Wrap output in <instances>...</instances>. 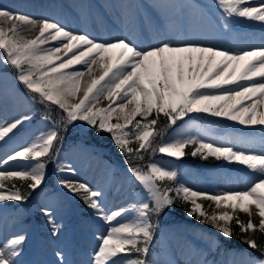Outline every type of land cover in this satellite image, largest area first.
Wrapping results in <instances>:
<instances>
[{"label":"snow or ice","instance_id":"obj_1","mask_svg":"<svg viewBox=\"0 0 264 264\" xmlns=\"http://www.w3.org/2000/svg\"><path fill=\"white\" fill-rule=\"evenodd\" d=\"M216 5L226 19H245L264 27V0H216ZM33 30L34 36L23 35ZM0 60L15 71L16 80L33 100L55 106L61 113L58 124L0 162H25L17 169L0 170V202H23L37 190L44 182L47 162L58 159L52 150L60 139L59 125L78 120L96 129L97 134H111L115 146L128 158L130 179L146 193L145 200L129 208L106 211L100 190L81 181L59 180L64 189L109 225L106 234L97 237L99 244L92 264H154L148 259L156 229L151 217L177 199L191 205L186 213L189 217L196 215L199 222L210 224L225 238L233 236L229 222L234 216L227 211L209 215L198 200L230 208L233 213H246L247 224L236 220L241 232L264 233V147L259 152L238 149L224 138L218 141L193 120L189 125L195 131L185 125L175 137L153 146L155 137L162 136L165 129L200 114L264 129V110H260L264 108V45L232 51L195 41H161L145 50L127 39L98 41L46 18L38 20L0 9ZM102 101L108 103L98 107ZM161 116L166 125L157 128ZM30 119L25 115L0 122V141L10 138ZM133 142L138 147H131ZM261 143L264 145V140ZM189 147L192 157L245 167L252 180L245 190L200 192L178 183L175 170L155 161L146 165L133 163L142 161L143 153L149 151L182 159L189 154ZM60 170L75 173L66 166H60ZM15 180L24 182L27 191H21L15 183L7 187L5 181ZM165 181L170 183L162 187ZM253 208L260 218L258 224L251 219ZM41 212L52 225V235H58L51 210L42 208ZM128 212L135 214L133 219L115 222ZM24 240L23 235H17L0 245V264H16ZM242 242L264 256V246L251 239ZM56 255L63 264L62 253ZM244 264H264V259Z\"/></svg>","mask_w":264,"mask_h":264},{"label":"rangeland","instance_id":"obj_2","mask_svg":"<svg viewBox=\"0 0 264 264\" xmlns=\"http://www.w3.org/2000/svg\"><path fill=\"white\" fill-rule=\"evenodd\" d=\"M85 1L92 14L97 9L99 13L103 12V18L109 19L112 27L116 26L115 20L105 11L107 5L111 8H113L112 6L115 7L116 0H109L108 3L106 0ZM105 1L106 4H104ZM83 2L84 0L80 1V3ZM75 3L78 2L76 1ZM181 3L189 4L188 1L184 2V0ZM118 5L120 6H118L120 12L125 5L129 7L130 11L134 8L135 15L140 14L139 12L145 9L149 15L147 18L148 22H145V25L148 26L151 22H156V24L163 23V14L175 9L178 4L175 3V0H170L166 3L160 0H120ZM192 5L195 7L194 4ZM192 5H187L185 7L186 10H183L186 12L183 14L185 18L189 15V32L192 29H196L194 23L192 25L191 23L193 16L197 15L199 19H205V21L199 20L205 33L209 32L210 27H214L213 29L216 31H213L220 38H229L225 43L232 47L233 41L230 40V36L233 35H230L228 25L222 23L224 25L219 27V24L214 21L216 17L214 11L217 8L216 1L213 4H209V8L207 7L209 12L203 13V16H199L198 7L191 9ZM77 6L81 8L84 5ZM61 8L70 9L71 7L66 0H0V9L22 13L38 20L46 18L54 21L52 17L50 18V15L58 18ZM173 14H176L175 10ZM220 19H223V17H220ZM173 26L174 28L176 27L175 25ZM23 35L27 37L34 36L29 31L24 32ZM148 37L149 32L144 33L140 37L133 31H129L127 36H119L117 38L127 39L138 45L140 40L150 41ZM116 39H110L109 42ZM183 42H186V40L184 39ZM235 42L240 44L241 40L237 39ZM139 48H142V46H139ZM15 77V71L0 60L1 109L4 106V113L0 109V122L12 121L25 115L30 116L31 119L25 121L15 131L14 135L3 140L4 142L0 146V162L14 151L31 144L41 132H45L53 125H56L50 113L37 117V110L35 109L38 102L33 100L30 93L27 92L29 94L27 95L22 88L20 89L19 84L23 87L24 85L19 83ZM8 88L15 91L19 98L24 100L22 101L23 107L14 108L10 104L12 101H6L3 98L4 92ZM107 103L108 101H102L98 107ZM48 109L50 108L48 107ZM189 120H193L201 128L209 130V134L218 141L220 138H224L225 142L231 141L238 149L259 152L264 147L261 143L264 140V130H259L261 126H242L236 122L204 114L186 117L183 121H177L175 126L165 129L166 132L164 131L165 134L163 133L164 136H161L160 141L175 137L185 125H189ZM112 122L116 123L117 121L113 120ZM59 127L61 128H58L60 139L55 142L53 148L54 156H58V159L53 160L50 163L51 166L48 163L46 164L44 182L37 190L31 192L28 199L23 202H0V245L17 235L25 237L19 249L20 254L15 258L16 264H60V260L56 255L57 252L62 253L63 264H92L93 253L99 244L97 237L106 234L109 225L97 218L94 212L79 197L64 189L59 184L61 178L81 181L94 189L100 190L103 193L101 200L106 211H113L118 206L129 208L130 205L147 198L143 188L130 179L127 171V161H122L121 163L113 161L114 153L121 154L113 140L110 146L103 144L94 146L88 133V128L91 126L79 120ZM33 128H36L34 131L36 133L33 132ZM189 129L195 131V129L191 128V125H189ZM155 141L156 137L153 142ZM131 147L135 148L134 143L131 144ZM186 151L190 157L191 148H187ZM157 154L150 161H155L165 168L175 170L178 183L200 192L216 193L245 190L253 178L249 171L239 164L228 163L223 160L206 163L207 161L199 156H191L189 160L181 161L159 152ZM143 161L144 159L133 163L141 164ZM24 164L25 162L22 160L10 161L6 165H0V170L17 169ZM60 166L70 167L75 170V173L61 171ZM100 175L104 176L103 182L108 183L106 188L96 186L93 181L95 177L99 178ZM5 183L9 188L12 183H15L21 191H27L26 184L19 180L5 181ZM169 183L165 181L161 186L163 187ZM137 185L139 187L135 188L134 186ZM172 195L175 194L173 193ZM197 202L203 206L204 211L209 215L214 212L219 214L227 211L234 216V219L229 222L233 233L232 238H225L210 224L199 222L196 215L189 217L186 213L191 208V205L178 199L176 206L173 203L165 208L157 218L153 216L154 219L156 218L154 221L152 220L156 225V229L148 254L150 261H153L154 264H244L248 260L264 259V256H261L259 251L251 249L246 243L242 242V240L251 239L258 245H264V233L258 230L241 232L237 225V219L244 224L248 223L249 216L246 213L238 210L233 213L232 209H226L223 206L217 208L213 202L203 199ZM42 208L51 210L52 219L59 227L58 235H52V225L41 212ZM134 215L133 212H128L125 214L126 217L124 219L115 222L123 223L129 221L134 218ZM251 219L253 223H259L260 218L255 214L254 208ZM226 244L230 245V249H228ZM218 246L222 249L221 252H217L219 250ZM180 252H184L188 259L179 257Z\"/></svg>","mask_w":264,"mask_h":264},{"label":"bare ground","instance_id":"obj_3","mask_svg":"<svg viewBox=\"0 0 264 264\" xmlns=\"http://www.w3.org/2000/svg\"><path fill=\"white\" fill-rule=\"evenodd\" d=\"M70 4L69 8H61V12L56 18L55 16H51L54 19V21L58 22L62 26H64L66 29L72 31V32H79V33H85L89 35L90 37L98 40V41H110V39H116L117 37L121 36H127L129 31H133L140 37L144 34L149 32V40H140L137 47L142 46L143 49H148L150 47H153L160 43L161 41L165 42H172V43H182L185 39L186 41H195L199 42L205 45H212L220 48H227L231 49L232 51H240L242 49H249L252 47H259L264 45V27L261 26L259 22H253L254 24H241L240 22L244 21L245 19H233L231 27L234 28L233 35H239L237 36V39L241 40V43H236L234 38L231 37L230 40L233 41V45L228 46L225 42L229 40V38L222 39L219 35L216 34L215 31H213V28H209V32L205 33L202 30V23L200 21L204 20V18L199 19V17L193 16L192 23H194V26L196 29H192V31L189 32V15H187V18H184V15L182 13V10L185 9L187 5L194 4L195 7H198L199 9V16H203V13H208L209 11L203 10L205 7L209 8V4H213L216 0H197V3L193 2V0H184L188 1L189 4L181 3L182 0H175L176 5L175 9L169 10L168 13L163 14V23L156 24V22H151L150 25L146 26L145 22H148L149 15L146 13L145 9H142L140 14L135 15L134 8L129 10V7L127 5L124 6V8L121 10L118 9V4L120 0H116L115 7L113 8L109 7L107 5V8H105V11L108 13V15L113 18L116 22V26L112 27L110 25V21L108 18H103V12L99 13L97 9L94 10L93 14L90 12L87 2L84 0L83 3H80L81 0H66ZM78 3H75V2ZM100 1V0H98ZM107 3L109 0H106ZM106 1L104 4H106ZM112 1V0H111ZM110 1V2H111ZM164 3L170 0H160ZM83 4V7H78L77 5ZM204 4V5H203ZM56 5V3H55ZM183 5H185L183 7ZM57 6V5H56ZM205 6V7H204ZM120 7V6H119ZM193 5L191 6V9H196ZM110 8V10H109ZM176 11V14H173V11ZM96 11V12H95ZM98 12V13H97ZM122 15H121V14ZM106 15V13H104ZM201 14V15H200ZM138 18V19H137ZM52 19V20H53ZM141 19V20H139ZM152 20V17H151ZM200 20V21H199ZM138 21V22H137ZM137 22V23H136ZM252 22V21H250ZM220 23V21L218 22ZM175 25L176 27L174 28ZM175 30V32H174ZM30 34L35 35V30L29 31ZM27 35V34H26ZM132 35V34H131ZM242 35V36H241ZM138 38V37H137ZM236 39V40H237ZM145 43H144V42ZM3 98L6 101H12L10 104L12 107H23L22 101H24L22 98H19V96L16 94L15 91L8 88L4 92ZM9 105V107L11 108ZM8 107V109H9ZM1 109V106H0ZM4 106L2 107L1 111L4 113ZM264 110V108L260 109ZM0 111V112H1ZM36 128H33V132ZM24 132V131H23ZM36 133V132H34ZM221 139V138H220ZM4 141H0L1 143ZM94 183L98 187L106 188L107 182L104 181V176L100 175L99 178L93 179ZM123 208L121 206H118L116 209ZM113 210V211H114ZM126 216L118 217L116 221H120L124 219ZM183 259H188L184 255V252H180V256Z\"/></svg>","mask_w":264,"mask_h":264},{"label":"trees","instance_id":"obj_4","mask_svg":"<svg viewBox=\"0 0 264 264\" xmlns=\"http://www.w3.org/2000/svg\"><path fill=\"white\" fill-rule=\"evenodd\" d=\"M19 87L20 88H22L24 91H26V92H28L23 86H21L20 84H19ZM29 93V92H28ZM31 97H32V94H31ZM48 107L50 108V109H48ZM35 110H37L36 111V113H37V116H42V115H47L48 113H50V115H51V118H52V120H55V122L58 124V122L60 121V118H61V113H60V111L55 107V106H50V105H47V104H40L39 102H38V105H37V108L35 109ZM50 110V111H49ZM51 110H53V111H51ZM164 124H166V120H165V118L163 117V116H161L160 118H159V121H158V127H162V126H164ZM88 133H89V136H91L92 138H91V140L93 141H96V139L95 138H97L98 136L99 137H101V139L100 140H103V142H105V141H107V142H109V144H110V138H109V135L108 134H104V137L102 138V136L101 135H99V134H97V132H96V129H94V128H89V130H88ZM97 142V141H96ZM135 147H136V144H135ZM154 147H156V144L154 145ZM53 154V153H52ZM148 154V153H147ZM143 155L145 156V153H143ZM121 156H125L124 154L123 155H121ZM121 156H119V157H121ZM147 157H148V155H146L145 156V158L147 159ZM209 160V159H208ZM50 161V160H49ZM49 161L47 162V163H49ZM178 203V199L175 201V206H176V204ZM177 209V208H176ZM175 209V210H176ZM264 242V241H263ZM226 246H230L229 244H226ZM261 246H264V245H262L261 244Z\"/></svg>","mask_w":264,"mask_h":264}]
</instances>
